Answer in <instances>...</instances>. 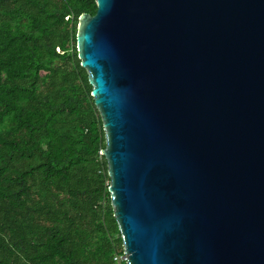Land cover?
<instances>
[{
  "label": "water",
  "instance_id": "1",
  "mask_svg": "<svg viewBox=\"0 0 264 264\" xmlns=\"http://www.w3.org/2000/svg\"><path fill=\"white\" fill-rule=\"evenodd\" d=\"M75 43L126 264H264V0H95Z\"/></svg>",
  "mask_w": 264,
  "mask_h": 264
},
{
  "label": "trees",
  "instance_id": "2",
  "mask_svg": "<svg viewBox=\"0 0 264 264\" xmlns=\"http://www.w3.org/2000/svg\"><path fill=\"white\" fill-rule=\"evenodd\" d=\"M95 0H0V264H124L78 18Z\"/></svg>",
  "mask_w": 264,
  "mask_h": 264
},
{
  "label": "built area",
  "instance_id": "3",
  "mask_svg": "<svg viewBox=\"0 0 264 264\" xmlns=\"http://www.w3.org/2000/svg\"><path fill=\"white\" fill-rule=\"evenodd\" d=\"M113 260L116 261L117 263L123 262L124 264H126L127 255L123 252V249H122V252L118 255H115L113 257Z\"/></svg>",
  "mask_w": 264,
  "mask_h": 264
}]
</instances>
